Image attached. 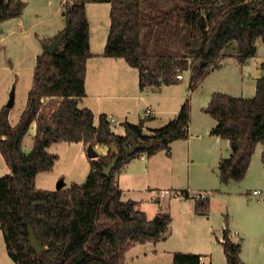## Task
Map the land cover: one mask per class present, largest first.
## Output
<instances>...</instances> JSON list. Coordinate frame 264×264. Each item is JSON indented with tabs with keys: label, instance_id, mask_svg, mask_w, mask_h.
<instances>
[{
	"label": "trees",
	"instance_id": "1",
	"mask_svg": "<svg viewBox=\"0 0 264 264\" xmlns=\"http://www.w3.org/2000/svg\"><path fill=\"white\" fill-rule=\"evenodd\" d=\"M90 1L110 4L102 56L123 58L137 69L141 89L178 84L176 68L190 70L189 86L195 88L210 72L206 68H219L230 44L240 63L255 56L257 39L264 45V0H75L65 4L63 29L42 42L43 50L35 57L32 88L18 121L12 125L9 109H0V153L10 171L0 177V233L15 264H122L131 246L157 241L169 231V214L158 212L148 219L137 202L121 200L116 177L141 155L168 152L171 142L188 138L189 100L173 121L151 135L143 134V122H125V134L116 135L105 115L95 125L93 113L78 108L85 96L86 61L91 57L86 14ZM24 7L22 0H0V24L19 17ZM167 28L162 39L167 50L151 51L147 41H157ZM59 37L54 52L48 54L47 46ZM173 40L180 41L189 56H165L177 44ZM261 67L263 75L256 80L253 97L214 92L203 109L216 122L211 135L227 140L231 150L218 166L221 184L244 179L259 144L264 162V59ZM32 125L33 145L25 153L22 141ZM61 142L104 145L109 150L89 159L90 170L82 184L54 191L38 189L37 174L50 171L58 158L47 149ZM133 145L138 150L127 154ZM111 146L116 147L114 152ZM113 160L115 166L104 176L103 168ZM180 192L189 197L186 191ZM198 202L197 206L203 205ZM28 224L44 248L40 254L27 240ZM221 245L227 262L233 257L240 264L241 243L230 240L226 227ZM200 258L175 252L172 264H202Z\"/></svg>",
	"mask_w": 264,
	"mask_h": 264
},
{
	"label": "rangeland",
	"instance_id": "2",
	"mask_svg": "<svg viewBox=\"0 0 264 264\" xmlns=\"http://www.w3.org/2000/svg\"><path fill=\"white\" fill-rule=\"evenodd\" d=\"M22 1L27 4L25 14L31 18L28 20L30 23L29 25L31 26L32 24H35L34 30H37L38 32L42 31L47 20L50 18V11L51 8L55 6V2H60V0ZM62 1V7H64L65 4L70 5L75 0ZM90 3L92 2H88V4ZM94 3L95 7H90L89 9L90 15H104V12L107 10L108 16V7L106 8L105 3ZM58 17L61 18L60 15H58ZM168 29L169 28L165 29L163 34L156 38L157 41H154L152 38L147 41V45L151 48V51L155 48L160 53L167 50V42L162 41V39L165 38ZM0 33L2 32L0 31ZM170 33L172 34V32ZM27 38L28 37L20 36L17 33L3 40L0 37V109L3 106H6L10 93L14 91L13 106L8 108V119L12 125L18 121L19 116L27 103L28 92L32 88L33 84L35 57L38 52L35 54L37 51L36 46V50H34L31 46L29 47L26 42ZM46 40L48 39H42L41 43ZM172 42H177V44L171 45L170 50L167 51L165 56H167V54H170L169 56L174 58L189 56L186 48L183 47L180 41L173 40ZM255 46L256 54L254 58L259 60L264 55V45L260 39H257L255 41ZM145 49L147 50L146 46ZM42 50H40V52H42ZM225 52L227 54H233L234 45L230 44ZM188 59L189 62H191V57H188ZM223 63L225 64L222 68L209 72L203 79L204 81L202 84L200 83L195 88H190V70H185L182 71L183 79L179 81L175 87L172 86L171 89H165L175 90L176 88H179L187 95L186 100H194L195 121L201 119L203 122L208 124L210 123L211 117L199 109L202 103L207 101L214 92L227 93L229 95L242 96L244 98H251L255 95L256 83L252 79L254 75L251 71L241 70L240 67L236 66V62L231 59L226 62L224 61ZM161 92V96L164 97L163 99H160V103L161 105H165L166 98L164 94L168 91H155L156 95H159ZM145 109L146 108H144L142 112H144ZM145 119H150V117ZM194 124L196 125L194 127V132H196L199 130V126L197 122ZM196 133L197 135H200L199 132ZM33 136L34 133H32L30 128L22 141V149L25 153L30 152L32 149ZM222 140L226 141L224 139ZM68 144L69 143L66 144L62 142L53 143L52 147L50 146L51 148L49 147L50 149H47L49 153L57 155V160L59 161L56 163L57 160H55L50 171L37 174L35 182L38 189L44 191H54L56 190L58 183H63L65 185L63 188L65 189L70 187L73 183L82 184L85 181L88 173L86 176L85 174L81 176L80 171L85 170L86 166H89L88 159H86V157H81V155L77 152L76 149H79V146ZM202 149V146H195L191 157H189L191 163L192 160L196 161L194 163L195 168L204 163V160L207 161L210 156L207 152H202ZM261 149L262 145L259 144L255 149L251 165L242 181H231L227 185H224L221 183L219 184L218 180H213L211 184L210 182L201 180L199 176L192 173L190 176L191 189L209 187V190L213 191V194L210 195L208 214L201 220L203 224H198L196 219L194 221L191 217L184 225H182V221L175 214L174 223L169 226V229H171V240L175 242L176 246L181 250L177 252L196 254L193 252L196 249H200V245L207 246V239L204 237L203 231L208 227L207 223H210L213 238L216 236L219 238L223 237V230L226 227L228 231H230L229 236L233 241L238 243L240 240V262L242 261L245 264H264V163L261 158ZM221 150L220 154L222 156L227 155L226 157H228V145L226 146L224 142ZM145 156L146 155H144V157ZM164 156V152H158L151 159L149 167L151 174L148 185L154 189V193L159 192L161 189L170 190L173 188L169 185L167 186L170 179L165 177L167 172L164 171V169L168 163L166 162V157ZM178 156L180 159L177 158L178 163L176 166L180 171L179 173L181 176H178L176 183H178L177 185L184 186L183 189H187L189 182V175L187 174V159L184 154H178ZM136 159L139 160L140 158ZM136 162L138 163L135 169L140 171V162ZM59 165H61V167ZM58 167H60V170ZM214 172H216V170ZM8 174H10V171L0 153V177ZM160 174H165V176H162V178ZM209 175L212 177L211 174ZM77 181H81V183H78ZM215 190L217 193H214ZM254 191L261 192V195L259 197H255L253 195ZM153 202L156 201L153 200L149 204L145 203L149 213H151V211L158 206V202ZM150 206H152V208ZM174 210H176L175 207H173L172 211ZM235 231L238 232V234H235ZM149 242L153 241L137 243L131 246L128 249L127 255L124 256L122 264H172V258L168 255L157 256L153 253H148L147 247L150 246L148 245ZM139 245H143V247L141 248ZM0 252H2L1 249ZM3 252L5 254V248ZM209 253H213V257L217 255L215 248H211ZM0 264H4L2 262V258H0ZM12 264L15 263L12 262Z\"/></svg>",
	"mask_w": 264,
	"mask_h": 264
},
{
	"label": "crops",
	"instance_id": "3",
	"mask_svg": "<svg viewBox=\"0 0 264 264\" xmlns=\"http://www.w3.org/2000/svg\"><path fill=\"white\" fill-rule=\"evenodd\" d=\"M90 2L92 3H87L88 5H86V14L89 22V48L91 57H89L86 61L85 96L79 101L78 108L89 109L94 115L95 125H98L99 116L105 115L108 121L110 122V127L112 131L116 135L122 136L125 134V122L131 124H138L140 122H143V134L151 135L153 130L165 126L176 118L182 105L186 101L187 95L184 93L183 90L179 88H176L175 90H165L171 89L172 86L175 87L177 84L168 86L161 85L159 87L145 86L143 89H141L139 86V74L137 69L131 67L123 58H108L102 56L110 25V4L107 2H100L105 3L106 8L108 7V16L107 10L104 12V15H90L89 9L90 7H95L94 2L96 1ZM26 5L27 4H25L23 12L19 17L6 20L0 24V31L3 33H0V37L3 40L9 36H13L15 33L23 37H28L26 41L27 44L29 45V47L31 46L34 50H36L37 48L35 54H37V52L39 54L41 53L40 50H42L41 40L53 38L64 27L62 7L63 1L60 0V2H55V6L51 8L50 11V18L47 20L46 25L40 32L34 30L35 24H32L31 26L29 25L30 23L28 20L31 18L25 14L27 8ZM58 15H60L62 20L58 17ZM224 53L225 55L220 60L219 68L223 67V65L225 64L223 63L224 61L226 62L227 60L231 59L236 62V66L240 67L241 70H250L251 73L254 75L252 79L255 81V83L256 80L263 75V69L261 67V64L263 62L264 55L259 60H256V58L252 57L247 59L243 63H240L235 57V51L233 52V54H227L225 51ZM157 90L168 91L164 94L166 98L165 105H161L160 99H163L164 96H161L162 92L159 95H156L155 91ZM210 99L211 96L207 101L202 103L199 110H202L203 112V109L209 104ZM189 103L190 121L188 126V138L186 140H176L171 142L169 145L168 152H166L165 150L158 151L165 153L164 157H166V162L168 163L164 169V171L167 172L166 176L165 174H160L161 177L165 176L170 179L169 183H167V186L169 185L173 188L168 191H186L189 197H181L179 199L164 197L156 201L158 202V206H156L157 209L154 208V210L149 213L146 207L147 205L145 203L149 204L152 201L151 198L153 193L155 192L154 189H152L151 187H149L150 185H148L149 177L151 174V170L149 167L151 159L156 153L152 156H145L146 158L144 157V155H142L139 157V160H132L123 167V169L119 172V174H117L116 177L118 186L122 191L121 200L123 202L127 200L137 202V208L145 212L148 219H152L158 212L169 214L171 217V222L169 226L174 223V218L176 215L182 221V225H184L186 221L191 217L194 221L196 219L198 224H203L201 220L204 219L208 214L210 205V195L213 194V191L209 190V187L191 189L190 176L192 175V173H194L205 182H210L212 184L213 180H218V183L220 184L218 176L219 163L222 159H227L231 152L227 140L223 141L220 137L211 135L210 132L212 128L216 125L215 120L210 118L209 124L203 122L201 119L195 121L194 100L192 99L190 101L189 99ZM144 108H151L153 110L152 116L150 117V119L152 120L145 119L140 116V114L143 113L142 111ZM205 114L208 115L207 113ZM111 120L114 121V123H112ZM196 122L199 126V130H197L196 132H199L200 135H197V133L194 132V127L196 126L194 123ZM31 131L32 133H34V125L31 126ZM223 142L226 146L228 145V157H226L227 155L222 156L220 154V152L222 151L221 147ZM73 144L79 146V149H76L77 152L81 155V157H86L89 162V158L86 155V147L82 143L75 142L69 143L68 145ZM195 146H202V152H207L210 155L207 161L204 160V163L198 165L196 168L194 165L196 161L192 160L191 163V161L189 160V157H191L192 151ZM94 149L98 152L100 157L106 155L109 150V147L104 145H95ZM261 150L263 151V146ZM178 154H184L187 159V174L189 175L187 189H183L184 186L177 185L178 183H176L178 176H181V174L179 173L180 171L177 169L176 166V164L178 163V159H180ZM58 161L59 160H57L56 163ZM136 161L140 162V171H137L135 169L138 163ZM59 166L61 167V165ZM60 167H58L59 170ZM89 170L90 165L88 167L86 166L85 170H81L80 175L83 176L85 174L86 176ZM215 170L216 172H214ZM209 174H211L213 178ZM77 182L81 183V181ZM63 186H65L63 183H58L56 189H61L63 188ZM201 192H206L208 194V197L205 201H200L201 203H203V205L197 206L200 203L198 202L199 200L195 198V195ZM214 193H217V191L215 190ZM150 207L152 208V206ZM173 207H175L176 210L172 211ZM210 225V223H207L208 227L203 231L204 237L207 239V246L200 245L201 248L194 250L193 253L200 255V261L202 264H229L227 262L223 247L221 245L223 237L219 238L216 236L213 238ZM168 232L166 233L164 238H161L157 241L149 242L148 245L150 246L147 247V252L153 253L157 256L168 255L172 258V255L175 252L181 251L180 248L176 246V243L171 240V229H169ZM236 234H238V232H236ZM229 238L233 243H236L232 240L230 236ZM143 245H139V247L142 248ZM4 248L5 245L3 242L2 234L0 233V249L2 250V252H0V258H2V262L4 264H12V261L8 257L7 252H5L4 254ZM211 248H215L216 250L217 255H215L214 257L212 256L213 253H209ZM127 253L128 250L125 252L124 256H126ZM240 264L245 263L241 261Z\"/></svg>",
	"mask_w": 264,
	"mask_h": 264
},
{
	"label": "water",
	"instance_id": "4",
	"mask_svg": "<svg viewBox=\"0 0 264 264\" xmlns=\"http://www.w3.org/2000/svg\"><path fill=\"white\" fill-rule=\"evenodd\" d=\"M60 40H61V37L57 38L52 43H50L46 48V52L48 54H52L54 52L55 48L57 47V45L59 44ZM13 103H14V91H12L10 93L6 107L7 108L12 107ZM138 148L139 147L136 145L129 147L127 149V154H131V153L135 152L136 150H138ZM111 150L114 152L116 150V147L111 146ZM86 155L89 159H96L99 157L98 152L94 149V147L92 145H88L86 147ZM115 164H116V160H113L107 167L103 168L102 174L104 176H108L111 173ZM27 226H28V238H27V240H28L30 246L34 249L35 253L40 254L44 248L39 244L37 238L35 237V234L33 232L32 227L29 224ZM230 264H238V263L233 257H231L230 258Z\"/></svg>",
	"mask_w": 264,
	"mask_h": 264
},
{
	"label": "built area",
	"instance_id": "5",
	"mask_svg": "<svg viewBox=\"0 0 264 264\" xmlns=\"http://www.w3.org/2000/svg\"><path fill=\"white\" fill-rule=\"evenodd\" d=\"M212 67H208L206 68V71H211ZM175 78L179 81H181L183 79V76H182V70L180 68H176L175 69ZM141 117H144V118H149L152 116V110L147 108L145 109V111L143 113L140 114ZM112 123H114V121L111 120ZM110 123V122H109ZM142 156V155H141ZM253 194L256 196V197H259L261 195V192L259 191H254ZM164 197H170V198H176V199H179L181 197H183V194L180 192V191H168V190H161L159 192H156V193H153L152 195V201H157V200H160ZM208 197V194L206 192H201V193H197L195 195V198L198 199L199 201H205ZM236 234V232H235Z\"/></svg>",
	"mask_w": 264,
	"mask_h": 264
}]
</instances>
